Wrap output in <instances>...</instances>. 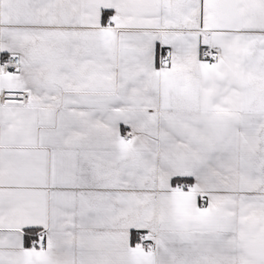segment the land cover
<instances>
[{
  "label": "snow or ice",
  "instance_id": "6c2138e0",
  "mask_svg": "<svg viewBox=\"0 0 264 264\" xmlns=\"http://www.w3.org/2000/svg\"><path fill=\"white\" fill-rule=\"evenodd\" d=\"M0 264H264V0H0Z\"/></svg>",
  "mask_w": 264,
  "mask_h": 264
}]
</instances>
